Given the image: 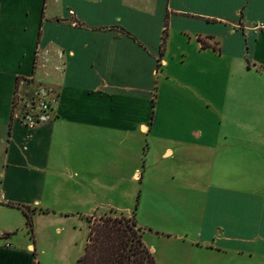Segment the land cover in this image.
<instances>
[{
	"label": "crops",
	"instance_id": "crops-1",
	"mask_svg": "<svg viewBox=\"0 0 264 264\" xmlns=\"http://www.w3.org/2000/svg\"><path fill=\"white\" fill-rule=\"evenodd\" d=\"M183 17L228 29L224 45L212 31L177 25L180 36L194 42L193 55L244 56L249 69L264 67V0H0V264H36L35 218L58 211L76 218L93 213L95 205L83 191L97 163L100 171L120 174L135 164L130 177L141 181L148 137L161 143V158L172 157L176 147L183 158L199 153L205 165L224 151L219 139L227 135L220 131L219 112L195 108L202 119L194 124L169 104L163 108L171 114L164 116L152 94L156 65L166 64L170 27ZM31 85L45 93L51 110L44 121L27 125L15 114V102ZM182 98L190 106L204 99L201 92ZM215 182L216 223L189 241L194 249L247 254L248 264H264V191L243 190L223 178ZM71 198L75 209L60 207ZM25 212L32 234L21 240L17 231L22 226L27 231ZM142 239L155 257L143 233ZM83 252L84 247L80 256ZM187 264H193L191 258Z\"/></svg>",
	"mask_w": 264,
	"mask_h": 264
},
{
	"label": "rangeland",
	"instance_id": "rangeland-1",
	"mask_svg": "<svg viewBox=\"0 0 264 264\" xmlns=\"http://www.w3.org/2000/svg\"><path fill=\"white\" fill-rule=\"evenodd\" d=\"M183 18L170 27L171 36L166 44L168 52L164 55L166 64L161 67L160 61L156 65L158 76L151 77L152 94L157 97L164 116L171 114L169 108H163L169 104H176L177 115L194 124L202 119L195 114V108L199 111L201 107L206 108L208 114L219 112L220 131L227 135L219 139L224 151L218 158L212 156L205 165L200 164L203 160L199 153L186 152L190 156L183 158V152L176 147L172 148V157L161 158L158 154L161 143L148 137L142 158L146 165L139 169L143 174L141 181L130 177L135 164H129L128 169L120 174L112 169L100 171L101 163H97L94 180L83 191L89 195V204L95 205L93 213L76 218V215L66 217L58 211L55 215L35 218L34 242L30 241L36 248V264H74L88 243L90 226H99L105 216L117 219L122 216L128 220L134 217L142 228L144 241L155 248L157 264H187L189 258L193 264L195 261L199 264H216V261L222 264L250 263L247 254L221 255L194 249L196 245H192L189 239L216 223L215 194L211 187L217 178L233 182L243 190L264 191V106H255L264 104V75L258 74L264 71L249 69L251 64L244 56L193 55L194 42H188L186 36L181 37L177 25L201 32L212 31L218 40H224V45L228 40V29L221 24L206 26L195 19ZM180 50H187L190 54L183 55ZM36 92V85L19 92L15 102L17 117L36 114ZM192 92H201L204 97L202 100L197 98L196 107L183 102V95H192ZM206 98L210 99V106H207ZM209 125L215 126L213 123ZM148 147L150 151L146 154ZM150 161L155 165L151 166ZM72 199H61L60 207L75 209L77 205H73ZM31 210L27 209L28 212ZM180 234L182 238L177 241ZM17 238L29 239L28 229L26 231L22 226L17 231Z\"/></svg>",
	"mask_w": 264,
	"mask_h": 264
},
{
	"label": "trees",
	"instance_id": "trees-1",
	"mask_svg": "<svg viewBox=\"0 0 264 264\" xmlns=\"http://www.w3.org/2000/svg\"><path fill=\"white\" fill-rule=\"evenodd\" d=\"M167 21L161 35L160 56L166 41ZM202 47L208 45L201 40ZM249 66V65H248ZM264 71V67L257 66ZM26 226L32 234V225L28 212H25ZM95 228L90 226L88 240L83 254L74 264H157L153 253L145 246L142 230L134 217L128 220L105 216Z\"/></svg>",
	"mask_w": 264,
	"mask_h": 264
},
{
	"label": "built area",
	"instance_id": "built-area-1",
	"mask_svg": "<svg viewBox=\"0 0 264 264\" xmlns=\"http://www.w3.org/2000/svg\"><path fill=\"white\" fill-rule=\"evenodd\" d=\"M38 96L37 104L35 105L36 114L34 116H22L24 123L33 125L36 122L44 121L48 118L51 110V102L45 98V93L42 91L36 92Z\"/></svg>",
	"mask_w": 264,
	"mask_h": 264
}]
</instances>
